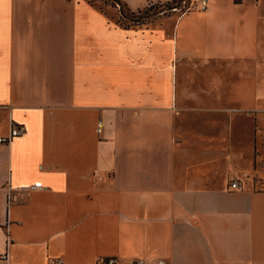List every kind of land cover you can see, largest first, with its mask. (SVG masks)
I'll list each match as a JSON object with an SVG mask.
<instances>
[{
    "label": "crops",
    "instance_id": "0c3cea01",
    "mask_svg": "<svg viewBox=\"0 0 264 264\" xmlns=\"http://www.w3.org/2000/svg\"><path fill=\"white\" fill-rule=\"evenodd\" d=\"M113 1L0 0V264H264V0Z\"/></svg>",
    "mask_w": 264,
    "mask_h": 264
},
{
    "label": "built area",
    "instance_id": "2783aa9c",
    "mask_svg": "<svg viewBox=\"0 0 264 264\" xmlns=\"http://www.w3.org/2000/svg\"><path fill=\"white\" fill-rule=\"evenodd\" d=\"M196 3H198V5H196ZM178 5L179 6L184 5L183 6V13L188 12L191 9H194L196 7H197L198 11L203 12L207 8V0H190V1L179 0ZM170 11H176V9L173 7L170 9ZM101 126H102V123L98 122L97 123V130H96L97 133H99L101 131ZM24 133H25V128L23 125L11 122L8 133L6 135H0V145L10 144L14 139L21 137ZM41 188H42V183L36 182L29 189L30 190H36V189H41ZM230 188L232 190L243 191V185L239 180L232 181ZM8 196L10 199V197H11L10 188H8ZM3 260H6V257H3ZM97 264H117V261L114 258H101L97 261ZM128 264H147V263L143 259H136V260L131 261ZM158 264H164V263L158 262Z\"/></svg>",
    "mask_w": 264,
    "mask_h": 264
},
{
    "label": "rangeland",
    "instance_id": "374dc122",
    "mask_svg": "<svg viewBox=\"0 0 264 264\" xmlns=\"http://www.w3.org/2000/svg\"><path fill=\"white\" fill-rule=\"evenodd\" d=\"M178 1L179 0H169L168 2H166L164 4L158 3L155 6H149L145 11L141 12L138 16H145V14H148L149 16L154 14V16H164V17H170V16L175 15V14L179 15L183 11V6L184 5L179 6L178 5ZM188 1H190V0H188ZM89 2L91 4H93L94 6L100 8L103 11L107 10L111 6L115 7V4L113 3L114 2L113 0H101V1H99V0H89ZM249 2H251V0H245L244 4H246V5L244 7H247V4ZM196 5H198V3H196ZM117 6L120 9V6L119 5H117ZM173 7L176 9V11L172 12V11H170V9L173 8ZM179 10H181V11H179ZM190 13H200V11H198V9L196 7V9L190 11ZM134 16H137V14L134 15ZM147 18L148 17L144 18L143 22L147 21ZM129 24H132V23H129ZM209 67H211V66H208V68ZM192 71L193 72H201L200 65L198 63H194ZM263 163H264V158H263L262 165H263Z\"/></svg>",
    "mask_w": 264,
    "mask_h": 264
},
{
    "label": "trees",
    "instance_id": "16d2710c",
    "mask_svg": "<svg viewBox=\"0 0 264 264\" xmlns=\"http://www.w3.org/2000/svg\"><path fill=\"white\" fill-rule=\"evenodd\" d=\"M99 1H101V0H99ZM91 5H93V4H91ZM118 5L120 6V9H119L120 10V16H119L118 23H119L120 27L125 28V29L129 28L130 26H136V25L141 24L143 22V19L146 17L151 18L154 16V14H152L151 16H149L148 14H145V16H138L141 12L137 13V16H134L136 14L130 12L125 4L119 2ZM98 9L101 10L100 8H98ZM129 23H132V24H129Z\"/></svg>",
    "mask_w": 264,
    "mask_h": 264
}]
</instances>
